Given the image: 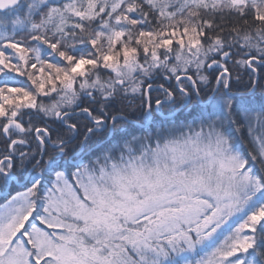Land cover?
<instances>
[{"label":"snow or ice","instance_id":"1","mask_svg":"<svg viewBox=\"0 0 264 264\" xmlns=\"http://www.w3.org/2000/svg\"><path fill=\"white\" fill-rule=\"evenodd\" d=\"M0 264H264V0H0Z\"/></svg>","mask_w":264,"mask_h":264},{"label":"trees","instance_id":"2","mask_svg":"<svg viewBox=\"0 0 264 264\" xmlns=\"http://www.w3.org/2000/svg\"><path fill=\"white\" fill-rule=\"evenodd\" d=\"M3 202H4V200L0 199V204L3 203Z\"/></svg>","mask_w":264,"mask_h":264},{"label":"rangeland","instance_id":"3","mask_svg":"<svg viewBox=\"0 0 264 264\" xmlns=\"http://www.w3.org/2000/svg\"><path fill=\"white\" fill-rule=\"evenodd\" d=\"M4 203V202H3ZM3 203H1L0 205H2Z\"/></svg>","mask_w":264,"mask_h":264}]
</instances>
